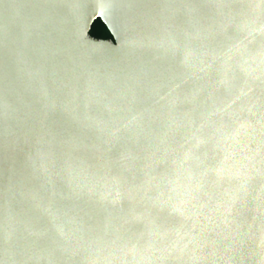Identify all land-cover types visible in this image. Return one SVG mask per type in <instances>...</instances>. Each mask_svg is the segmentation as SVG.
<instances>
[{
  "label": "water",
  "instance_id": "water-1",
  "mask_svg": "<svg viewBox=\"0 0 264 264\" xmlns=\"http://www.w3.org/2000/svg\"><path fill=\"white\" fill-rule=\"evenodd\" d=\"M49 2L61 7L55 13L40 7ZM188 2L0 0V260L7 258L9 236L16 247L26 248L42 231H51L53 219L45 207L68 222L88 207L96 210L89 213L90 222H98L101 205L117 194L110 181L99 178L105 161L115 162L132 180L160 183L158 173L165 169L143 167L148 161L139 159L143 153L137 149L163 124L183 121L193 110H211L213 104H230L241 92L247 95L237 101L239 107L256 111L264 94L259 56L237 57L231 86L221 84L219 62H214L193 27L190 11L180 7ZM201 2L208 6L202 15L210 20L215 15L214 0ZM248 2L232 0L234 5ZM76 3L83 7L74 10ZM98 18L112 37L90 33ZM243 19L237 16V23ZM252 19L253 28L259 29V9ZM66 30L79 38L70 48L61 39ZM122 35H138L143 44L126 46ZM232 35L238 40L247 36L250 48L260 47V31L252 36L235 31ZM173 36H179L176 44ZM131 107L144 114L142 136L121 127L131 118ZM117 128L119 140L110 142L109 133ZM73 132L82 133L84 147L70 143ZM94 145H105L107 151H97ZM177 175L168 177L173 181L169 187L183 183L184 177L177 179ZM24 185L46 192L45 207L19 195ZM181 223L177 217L172 227L180 230ZM250 243L254 249L259 247V233Z\"/></svg>",
  "mask_w": 264,
  "mask_h": 264
},
{
  "label": "snow or ice",
  "instance_id": "snow-or-ice-1",
  "mask_svg": "<svg viewBox=\"0 0 264 264\" xmlns=\"http://www.w3.org/2000/svg\"><path fill=\"white\" fill-rule=\"evenodd\" d=\"M40 7L55 13L61 6L49 2ZM82 7L80 3L73 5L74 10ZM180 7L190 11L193 27L206 42L214 62H219L224 77L221 84L231 86L232 64L237 57L259 56L264 76V0L258 4L249 0L244 5L214 0L211 7L215 15L210 20L202 15L208 6L201 0H189ZM257 9L262 24L254 29L252 16ZM237 16L245 19L237 23ZM116 31L121 32V28L117 26ZM234 31L247 32L248 36L260 31V47L250 48L248 37L238 40L232 35ZM61 39L69 48L79 40L71 30ZM178 40L179 36L172 37L174 44ZM122 43L142 46L143 40L138 35H122ZM245 95L241 92L222 107L213 104L211 110H193L183 121L165 123L159 133L144 139L137 149L143 153L139 159L148 161L143 167L165 169L158 173L160 183L132 180L115 162L105 161L98 170L99 178L110 181L117 194L101 205L96 223L89 219V213L96 210L88 207L80 209L70 222L60 220L45 207V191L22 186L19 195L45 207L53 219L52 228L42 231L26 248L16 247L9 236L5 241L7 258L0 264H264V94L255 112L239 107L237 101ZM128 111L131 118L121 127L142 136L144 114L135 107ZM119 131L109 133L110 142L119 140ZM70 143L84 147L82 133L73 132ZM93 147L107 151L105 145ZM173 175L177 179L183 176V183L169 187L173 181L168 177ZM177 217L182 221L180 230L172 227ZM257 233L259 247L254 249L250 242ZM80 255H84L83 261L76 259Z\"/></svg>",
  "mask_w": 264,
  "mask_h": 264
},
{
  "label": "flooded vegetation",
  "instance_id": "flooded-vegetation-1",
  "mask_svg": "<svg viewBox=\"0 0 264 264\" xmlns=\"http://www.w3.org/2000/svg\"><path fill=\"white\" fill-rule=\"evenodd\" d=\"M101 26V20L100 18L96 19L95 22L93 23V26L91 28L90 33L96 37H103V38H110L112 37L107 31H103L101 33H99L98 31V27ZM104 29V28H103Z\"/></svg>",
  "mask_w": 264,
  "mask_h": 264
},
{
  "label": "trees",
  "instance_id": "trees-1",
  "mask_svg": "<svg viewBox=\"0 0 264 264\" xmlns=\"http://www.w3.org/2000/svg\"><path fill=\"white\" fill-rule=\"evenodd\" d=\"M100 20H101V26H99L98 27V31H99V33H101V32H103V31H107L111 36H112V34H111V32L109 31V29H108V27L106 26V24L102 21V19L100 18ZM104 28V29H103ZM99 37V36H98ZM99 38H103V37H99Z\"/></svg>",
  "mask_w": 264,
  "mask_h": 264
}]
</instances>
